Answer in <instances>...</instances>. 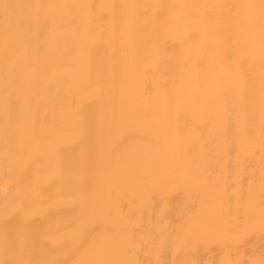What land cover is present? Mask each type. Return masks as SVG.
I'll list each match as a JSON object with an SVG mask.
<instances>
[{"label":"bare ground","instance_id":"obj_1","mask_svg":"<svg viewBox=\"0 0 264 264\" xmlns=\"http://www.w3.org/2000/svg\"><path fill=\"white\" fill-rule=\"evenodd\" d=\"M0 264H264V0H0Z\"/></svg>","mask_w":264,"mask_h":264}]
</instances>
